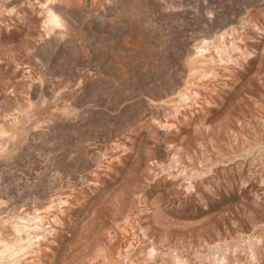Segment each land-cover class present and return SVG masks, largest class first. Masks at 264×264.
<instances>
[{
  "label": "rangeland",
  "instance_id": "obj_1",
  "mask_svg": "<svg viewBox=\"0 0 264 264\" xmlns=\"http://www.w3.org/2000/svg\"><path fill=\"white\" fill-rule=\"evenodd\" d=\"M0 264H264V0H0Z\"/></svg>",
  "mask_w": 264,
  "mask_h": 264
}]
</instances>
